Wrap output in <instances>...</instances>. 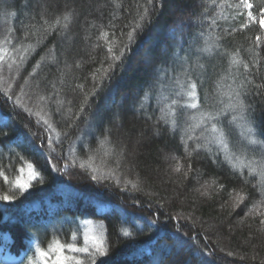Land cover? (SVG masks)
I'll return each mask as SVG.
<instances>
[{
    "label": "trees",
    "instance_id": "16d2710c",
    "mask_svg": "<svg viewBox=\"0 0 264 264\" xmlns=\"http://www.w3.org/2000/svg\"><path fill=\"white\" fill-rule=\"evenodd\" d=\"M249 2L252 9L240 0H0V171L9 179L0 177V195L16 197L0 201V264H27L37 245L47 250L56 241L84 247L101 233L109 251L97 264H264V182L230 158L259 161V147L240 137L230 116L224 158L211 156L205 140L186 149L179 126L183 111L194 113L196 127L243 84L264 129V42H256L264 41V0ZM188 39L211 51L194 53L185 71L173 55L190 60ZM106 41L124 56L101 85L102 65L111 62ZM156 69L197 85L196 100L182 95L170 113L172 131L152 98L161 90ZM161 93L167 108L177 100L170 89ZM28 164L40 176L21 193L10 182L27 180ZM159 171L168 173L163 186ZM178 194H189V204Z\"/></svg>",
    "mask_w": 264,
    "mask_h": 264
},
{
    "label": "snow or ice",
    "instance_id": "6c2138e0",
    "mask_svg": "<svg viewBox=\"0 0 264 264\" xmlns=\"http://www.w3.org/2000/svg\"><path fill=\"white\" fill-rule=\"evenodd\" d=\"M149 4L153 2V0H147ZM231 6V5H229ZM240 6L252 9L253 4L249 2V0H240ZM145 13L148 12V9H144ZM248 19L250 22H255L257 17L253 15L252 11L248 12ZM145 19L144 16L140 17V20L143 21ZM65 21L64 27L68 26V22L70 21V17L65 15L63 17ZM47 23V21H45ZM215 23V21H213ZM60 24V18L55 20L54 25ZM259 24L261 28H264V8L259 9ZM246 27V25H245ZM141 28V23H136L132 29L127 33V39L131 42L134 39V33L136 29ZM102 35L104 37L108 36L107 32H103ZM123 35V34H122ZM257 44L264 42L261 41L259 36L256 37ZM107 47V59L111 61L108 63L106 68H103V76L100 80V84L102 85L104 80L110 78L111 72L118 66L117 62L122 63V57L124 56L123 49L117 54L114 51L113 45L109 42ZM123 48H127V44L123 46ZM211 49L208 47L198 48L197 52L199 53H210ZM3 57L0 56V60ZM200 68H203V65H199ZM245 69H247L248 65L244 64ZM101 69L97 70L99 73ZM93 79H96V74L93 75ZM6 83V82H5ZM82 87V85L78 86ZM259 87V86H258ZM197 85L192 83L191 81H187L184 86V95H187L192 100H196L197 92H196ZM245 85L241 84L238 85L236 89H231L229 91L227 101L221 100L219 103L222 107H219L213 111H207L201 115L199 124L196 127L201 128L200 136H194L193 133L195 131V127L189 126L187 129L184 130V137H186L185 141V148L187 149L188 144L187 141H197L195 145V149H199L202 145L199 143L200 140L207 141L209 137L213 138L216 143L221 146L223 149H229L228 143V132L226 131L224 119L230 116V119L227 120V123L230 125L237 126L241 129V136L247 141V144L250 146H258L261 151V159L256 161L255 159L252 160H241L240 157L235 156V154H231L230 158L237 160L240 162L241 168H248L249 174L256 175L259 174L262 178V182H264V129H260L257 126L256 120L250 110V105L246 102L247 92L243 91ZM8 89H11V85H8ZM4 95L8 96L11 99V95H9V91L6 89L4 90ZM96 92L94 91L92 95H95ZM41 99H44L41 97ZM85 102H87V95L85 96ZM178 100H172L171 105H169V111L171 114H176V107L178 106ZM142 106V105H141ZM192 109H196L198 107L197 103H191L188 105ZM83 105L81 106L80 111H83ZM47 124V121H44ZM174 126H176V121H173ZM51 128V125H48ZM54 150V149H53ZM84 164H81L80 167H84ZM55 167V166H53ZM190 167V165H189ZM28 168L31 170L29 172L27 180H21L20 177H17L12 183L21 193L26 191L29 187L32 186L33 181H37V178L40 176V173L37 172L32 164H28ZM259 172L257 173V170ZM23 171V169H21ZM176 171H180L179 165L176 168ZM0 177H3L4 182L8 183L9 179L8 176L5 175L3 171H0ZM93 180H96L97 177L95 175L92 176ZM38 182L42 183V179ZM134 188L136 187L135 184L132 185ZM222 187V186H221ZM16 197L15 195H8L3 194L0 195V201H11L14 200ZM237 206L240 203H243L244 197L239 193L236 194ZM124 236H130L131 233L128 231H124ZM87 240V237H86ZM56 246L53 247L49 245L47 250L41 248L39 245L35 248V255L32 258H29L27 264H97V258L106 256L108 254V247L106 241L104 239L103 233H101L98 237H94L92 239L91 244H86L84 247H77L75 244H61L59 241L55 242ZM67 253H77V254H85L82 258L80 255H69Z\"/></svg>",
    "mask_w": 264,
    "mask_h": 264
},
{
    "label": "rangeland",
    "instance_id": "374dc122",
    "mask_svg": "<svg viewBox=\"0 0 264 264\" xmlns=\"http://www.w3.org/2000/svg\"><path fill=\"white\" fill-rule=\"evenodd\" d=\"M193 43H194V40L192 42V39H188V41H187L188 48H187L186 52H187L188 56L190 57V60H188L187 58L178 59L176 54L173 55V58H177V62L180 64L179 66L185 71H189L190 70V65H192V55H194V53L198 54V52L195 49V47L192 46ZM177 46L181 47L180 41H178ZM156 76L158 78L160 77L159 81H161V83H159V85H160L161 90L157 94H155V96L152 97V98L156 102V105H157L156 107H158V109L160 107V114H162L161 115L162 119L165 118V120L167 122L171 123V125H169V126L171 128L170 130L172 131V130H175L177 128L178 124H176V126H174V124L172 122V119L170 117L171 114H170L169 108L166 107V103H165L166 101L164 102V100H166V99L168 100L169 97L167 96V94L164 95L163 93H161V91L163 89H167V90L170 89V96L171 95L175 96L177 98L178 102L180 103V97L182 95H184L183 94L184 93V85L186 83H184V82L182 84L176 83V82L173 83L171 81L172 80L171 77L167 79V77H164L162 75L160 76V70L159 69H156V71L154 72V77H156ZM134 104H138V102L136 101V98H133L132 105H134ZM183 105L186 107V109H188V107H189L188 105L189 104H186V102H185V103H183ZM31 114H33V113H31ZM192 114H194V113L189 112V111H187V112L183 111V114L180 117L181 121H180V124H179V126H181L180 127V129H181L180 131L182 132V134H184V130L187 129L189 126H195L194 123H192L194 118H195L194 115H192ZM173 116H175V115H173ZM237 128H238V133H239L240 137H242L241 136V129L239 127H237ZM86 129H88V128H86ZM200 134H201V132H200ZM204 146L206 148L210 149V151L212 152L210 154L211 156H215V155L218 154V155H220V156H222L224 158V156H225V154L223 153L224 149L221 146H219L213 138L209 137V139L204 144ZM136 148L137 147L134 146V150L135 151L137 150ZM171 157H172L171 155L167 156V158L170 159L169 162L172 160ZM173 167L176 170L175 166H173ZM97 175H99L101 177L104 176L102 173H99V172L97 173ZM106 178H107V176H106ZM166 178H168V173L166 174L165 171L164 172L159 171L157 173V175L155 176V180L159 184L162 183V186L164 185V180ZM210 185H211V182H206L205 184H203L202 185L203 190L202 191L200 190V192L206 193V191L209 189ZM177 197H178V199L180 201V204H183V206L186 205L187 203L189 204V200L191 198V196L189 194L188 195L187 194H185V195L178 194ZM232 199L235 200L236 196H233Z\"/></svg>",
    "mask_w": 264,
    "mask_h": 264
}]
</instances>
